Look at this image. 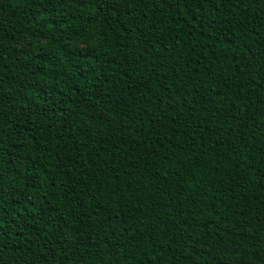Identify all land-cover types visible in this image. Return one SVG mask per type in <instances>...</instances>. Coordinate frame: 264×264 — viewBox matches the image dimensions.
Listing matches in <instances>:
<instances>
[{
	"label": "trees",
	"instance_id": "1",
	"mask_svg": "<svg viewBox=\"0 0 264 264\" xmlns=\"http://www.w3.org/2000/svg\"><path fill=\"white\" fill-rule=\"evenodd\" d=\"M264 264V0H0V264Z\"/></svg>",
	"mask_w": 264,
	"mask_h": 264
},
{
	"label": "snow or ice",
	"instance_id": "2",
	"mask_svg": "<svg viewBox=\"0 0 264 264\" xmlns=\"http://www.w3.org/2000/svg\"><path fill=\"white\" fill-rule=\"evenodd\" d=\"M241 264H243V261H241Z\"/></svg>",
	"mask_w": 264,
	"mask_h": 264
}]
</instances>
